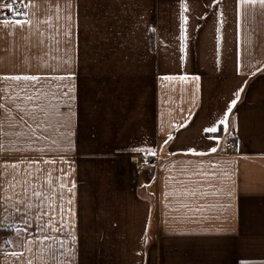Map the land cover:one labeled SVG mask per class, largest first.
<instances>
[{"label":"crops","instance_id":"0c3cea01","mask_svg":"<svg viewBox=\"0 0 264 264\" xmlns=\"http://www.w3.org/2000/svg\"><path fill=\"white\" fill-rule=\"evenodd\" d=\"M16 1L0 7V204L33 207L0 228V264H264V7Z\"/></svg>","mask_w":264,"mask_h":264},{"label":"snow or ice","instance_id":"6c2138e0","mask_svg":"<svg viewBox=\"0 0 264 264\" xmlns=\"http://www.w3.org/2000/svg\"><path fill=\"white\" fill-rule=\"evenodd\" d=\"M244 2L245 3H253V4L259 2V4L262 7H264V0H244ZM0 7H7L9 10H11L13 8V3H3V4H0ZM17 14L19 15L20 13H17ZM181 19H182L181 29L183 30V27H184V23L183 22H186V17L183 16V13H181ZM17 23H20V22L17 21ZM181 59L183 60V57H181ZM4 78L5 79H13V80H21V79H23V80H36V79H38V77H35V76H11V77H4ZM180 78L181 79H186L185 77H180ZM57 79H71V77L70 76H68V77H57ZM164 79H172V77H165ZM240 91H242V89L235 93L236 99H233V100L230 101V103H229L224 115L220 118V124L221 125H225L226 124L228 113L231 112L233 107H235V105L237 103V99L239 98V95H240ZM65 95H67V93H65ZM207 131L216 132L217 128L212 127V128L207 129ZM0 148H2V145H0ZM71 149H72V145L69 144V147L67 149H65V151H70ZM215 150H216L215 148L212 149V151H215ZM131 151L136 152V153H140V152L146 151V149H144V148H134V149H131ZM13 167H15V165H13ZM34 194L36 196L40 195L39 192H36ZM32 207H33V205L31 203H27L24 206V213L20 214L21 213V209L18 206V204H16V203H14L12 205H8L6 203L0 204V228H11V227H14L13 223H9L8 222L14 216H15L16 219L24 220L25 224L27 225V220L24 219V217L28 214V212L32 209ZM10 209H13L14 211H10ZM38 227L41 230H43V228L45 226L39 225ZM25 230H27V228ZM44 239H49V237L45 236ZM11 255L12 256H20V255H22V253L13 252V253H11ZM53 259H57V255H56L55 252H53ZM27 264H31V261H27Z\"/></svg>","mask_w":264,"mask_h":264},{"label":"built area","instance_id":"2783aa9c","mask_svg":"<svg viewBox=\"0 0 264 264\" xmlns=\"http://www.w3.org/2000/svg\"><path fill=\"white\" fill-rule=\"evenodd\" d=\"M8 3H13V8L9 10L10 15H16L18 13V3L16 0H9ZM226 146L230 149L235 148V144L233 142H227ZM130 160L133 162L135 168L137 171L144 170L149 164H151V161L149 159L139 158V157H130Z\"/></svg>","mask_w":264,"mask_h":264},{"label":"trees","instance_id":"16d2710c","mask_svg":"<svg viewBox=\"0 0 264 264\" xmlns=\"http://www.w3.org/2000/svg\"><path fill=\"white\" fill-rule=\"evenodd\" d=\"M208 135L221 136V128H219L216 132L208 133Z\"/></svg>","mask_w":264,"mask_h":264},{"label":"rangeland","instance_id":"374dc122","mask_svg":"<svg viewBox=\"0 0 264 264\" xmlns=\"http://www.w3.org/2000/svg\"><path fill=\"white\" fill-rule=\"evenodd\" d=\"M144 159H149V160L151 161V163H152V160H151L150 158H146V157H145ZM143 171H144V170H143ZM143 171H142V172H143ZM151 196H152V195H151Z\"/></svg>","mask_w":264,"mask_h":264}]
</instances>
